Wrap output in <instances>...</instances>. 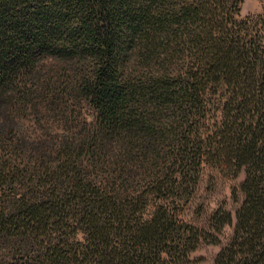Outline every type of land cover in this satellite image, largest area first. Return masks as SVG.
I'll return each mask as SVG.
<instances>
[{
	"label": "trees",
	"instance_id": "obj_1",
	"mask_svg": "<svg viewBox=\"0 0 264 264\" xmlns=\"http://www.w3.org/2000/svg\"><path fill=\"white\" fill-rule=\"evenodd\" d=\"M243 2L0 0V264H191L202 242L264 264V5ZM209 169L244 173L230 206L197 201Z\"/></svg>",
	"mask_w": 264,
	"mask_h": 264
},
{
	"label": "rangeland",
	"instance_id": "obj_2",
	"mask_svg": "<svg viewBox=\"0 0 264 264\" xmlns=\"http://www.w3.org/2000/svg\"><path fill=\"white\" fill-rule=\"evenodd\" d=\"M264 0H244L242 3V13H257L263 10ZM207 173H214V185L209 187L207 185L208 176L206 175L204 180L201 183V188L199 191V197L197 201L204 202L207 204V210L210 211L216 204L226 198L228 201V206L230 203V186L232 184L239 183L243 177L244 173L242 172L238 178L229 179L221 176H217L215 171L209 169ZM205 188H208L205 190ZM185 218L189 219L192 223L197 225H203L205 222L206 214H203L201 217H198L192 212V210H187L184 214ZM220 245L213 244L208 242H202L196 250L191 254L193 261L191 264H211L216 253L219 251Z\"/></svg>",
	"mask_w": 264,
	"mask_h": 264
}]
</instances>
